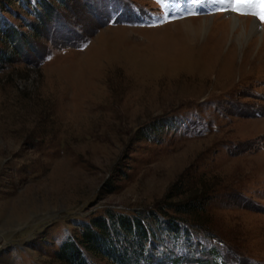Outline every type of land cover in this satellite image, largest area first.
Segmentation results:
<instances>
[{"label": "rangeland", "instance_id": "1", "mask_svg": "<svg viewBox=\"0 0 264 264\" xmlns=\"http://www.w3.org/2000/svg\"><path fill=\"white\" fill-rule=\"evenodd\" d=\"M215 1L0 0L29 37L0 67V264H62L108 211L158 263L264 264V7Z\"/></svg>", "mask_w": 264, "mask_h": 264}, {"label": "trees", "instance_id": "2", "mask_svg": "<svg viewBox=\"0 0 264 264\" xmlns=\"http://www.w3.org/2000/svg\"><path fill=\"white\" fill-rule=\"evenodd\" d=\"M51 5L54 6L52 2ZM38 14L40 18L45 16L39 12ZM28 26L35 30L34 35H40L34 23L30 22ZM1 39L12 47L4 49L0 46V67H5L14 61L15 56L21 54V40L29 41V37L25 31L6 25L5 28H0ZM195 201L189 204L184 201L171 203L170 206L176 207L177 212L191 213L196 210ZM166 218L169 226L181 233V222H178L177 217L168 215ZM151 234L152 229L141 212L108 211L107 214L83 224L81 235L69 237L57 251L56 257L62 264H94L91 257L105 259L109 264H163L164 262L158 263L155 259V243Z\"/></svg>", "mask_w": 264, "mask_h": 264}, {"label": "snow or ice", "instance_id": "3", "mask_svg": "<svg viewBox=\"0 0 264 264\" xmlns=\"http://www.w3.org/2000/svg\"><path fill=\"white\" fill-rule=\"evenodd\" d=\"M260 6L264 7V0H259ZM254 15H259L262 20H264V14L261 13H253Z\"/></svg>", "mask_w": 264, "mask_h": 264}, {"label": "bare ground", "instance_id": "4", "mask_svg": "<svg viewBox=\"0 0 264 264\" xmlns=\"http://www.w3.org/2000/svg\"><path fill=\"white\" fill-rule=\"evenodd\" d=\"M239 16L237 15H233V19H234V24L236 25L237 24V21L239 20ZM231 21V20H230ZM240 21V20H239ZM242 24V23H241ZM254 25V24H253ZM254 28V27H253ZM257 30V29H256ZM240 35V34H239Z\"/></svg>", "mask_w": 264, "mask_h": 264}]
</instances>
